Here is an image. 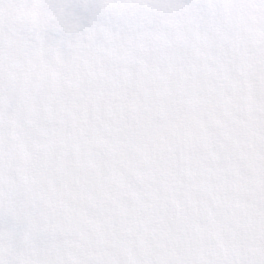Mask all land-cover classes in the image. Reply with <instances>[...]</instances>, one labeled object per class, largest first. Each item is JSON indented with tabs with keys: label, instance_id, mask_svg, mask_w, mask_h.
Returning <instances> with one entry per match:
<instances>
[{
	"label": "snow or ice",
	"instance_id": "6c2138e0",
	"mask_svg": "<svg viewBox=\"0 0 264 264\" xmlns=\"http://www.w3.org/2000/svg\"><path fill=\"white\" fill-rule=\"evenodd\" d=\"M0 264H264V0H0Z\"/></svg>",
	"mask_w": 264,
	"mask_h": 264
}]
</instances>
